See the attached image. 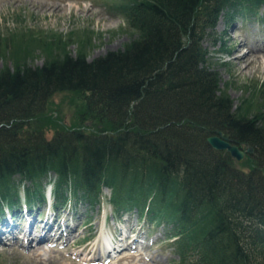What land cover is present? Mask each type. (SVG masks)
<instances>
[{"label": "trees", "instance_id": "16d2710c", "mask_svg": "<svg viewBox=\"0 0 264 264\" xmlns=\"http://www.w3.org/2000/svg\"><path fill=\"white\" fill-rule=\"evenodd\" d=\"M261 7L118 0L132 35L93 58L87 32L0 36V57L13 61L0 67V216L7 204L41 206L49 182L57 207L99 203L107 186L116 216L137 207L162 225L177 264H264V97L236 106L202 44L220 15L258 18ZM33 48L47 52L42 63L28 62ZM64 90L83 94L89 127L47 113ZM219 131L254 152L237 163L207 141Z\"/></svg>", "mask_w": 264, "mask_h": 264}, {"label": "rangeland", "instance_id": "374dc122", "mask_svg": "<svg viewBox=\"0 0 264 264\" xmlns=\"http://www.w3.org/2000/svg\"><path fill=\"white\" fill-rule=\"evenodd\" d=\"M117 2L0 0V36L34 31L43 35L59 33L66 38L72 31L80 34L87 32L91 35V44L86 47L87 58H93L109 49L121 47L132 35L126 20L116 9ZM68 3L71 5L68 6ZM260 12L258 18L238 17L230 23L220 15L216 25L207 30L202 40L211 68L220 77V87H226L236 106L245 96L264 97V66L258 63L244 69L243 62L240 61V65L236 62V57L247 52L250 47L264 46V7L260 8ZM244 39L246 43L241 44L237 51L234 50ZM68 48L71 53H75L77 42H71ZM256 52L253 55H258ZM30 53L27 59L31 64L42 63L47 54L39 48L30 49ZM12 63V59L0 57V67L5 64L12 66ZM83 103L84 96L80 92L57 91L49 98L46 110L66 126L80 123L81 127H89L93 123L91 118H81L80 115ZM51 133L48 130L49 136ZM245 147V144H241L239 148ZM253 152L252 148L236 162L245 161ZM49 177H54V174L51 173ZM45 194V202L40 207H31L30 212L24 210V205L23 209L13 207L12 210L7 207L8 204L4 208L6 214L7 211L10 214L6 216L3 213L0 216V264H177L178 254L171 243L172 239H166L162 225L154 226L146 214L140 216L137 207L123 210L116 216L108 200L110 188L107 186L102 188L100 202L94 205L73 200L67 205L55 206L50 182L45 187ZM55 214H58V220L53 222L52 227L59 225L56 231L53 229L59 234L58 237L52 235L51 239L36 243L32 237H37L42 232L45 220L54 219ZM9 224L14 225L13 233L9 232ZM26 229L30 241L26 239ZM111 242H114L115 249L111 254H106L103 243Z\"/></svg>", "mask_w": 264, "mask_h": 264}, {"label": "bare ground", "instance_id": "6f19581e", "mask_svg": "<svg viewBox=\"0 0 264 264\" xmlns=\"http://www.w3.org/2000/svg\"><path fill=\"white\" fill-rule=\"evenodd\" d=\"M71 5L70 3H68V6ZM70 8V7H69ZM224 33V32H223ZM246 43V40H241V42L239 44H237V46H235L233 49L237 51V49H239V47L241 46V44ZM242 49V48H241ZM256 50V51H254ZM253 52H256L258 55H253ZM234 61V60H233ZM240 61L244 63V66L242 68H247L249 69L250 66H254L257 65L258 63H261L264 66V46H259L258 48L255 47H250L249 50H247V52L242 53L241 55L236 57V62L239 63L240 65ZM241 67V66H240ZM251 69V68H250ZM249 71V70H248ZM252 72V71H251ZM25 206V205H24ZM27 208V206H25ZM22 211V210H21ZM23 212V211H22ZM30 212V211H29ZM19 213V212H18ZM23 214V213H22ZM58 214L54 215V221L48 222L47 224H43L41 227V231L40 233H42V235L40 236V234H38V236L36 237V243L41 242L42 239H51L52 235L54 237V235H56V237H58L59 234H56V228L58 229L59 225L53 226L52 224L53 222H55L56 220H58ZM16 216V215H15ZM37 220V219H36ZM42 221V220H40ZM38 222V221H37ZM65 222V221H64ZM57 223V222H56ZM69 225V224H68ZM8 226V225H7ZM61 226V225H60ZM66 225H64L65 227ZM3 227V226H2ZM23 227V226H22ZM55 228V229H54ZM29 230V225L28 228ZM27 229L25 230V234H26V239L29 240V232H27ZM53 229L55 231H53ZM2 230V229H1ZM6 231V230H5ZM61 231V230H59ZM3 232V231H2ZM9 232L13 233V227L12 229L9 230ZM10 233V234H11ZM120 233V232H119ZM13 235V234H12ZM15 235V234H14ZM1 236V235H0ZM140 236V235H139ZM10 237V236H9ZM14 238V237H13ZM79 238V237H78ZM116 239V238H115ZM1 240V237H0ZM57 240V239H55ZM73 240V239H72ZM122 240V239H121ZM47 241V240H46ZM75 243V242H74ZM104 244V243H103ZM110 244V243H109ZM123 244V243H122ZM129 244V243H128ZM29 245V243H28ZM127 245V244H126ZM36 246V245H34ZM131 246V245H130ZM39 247V246H38ZM42 247V246H41ZM92 248V247H91ZM90 248V249H91ZM120 249V248H119ZM39 251V250H38ZM90 252V251H89ZM131 256V255H130ZM157 263V262H156Z\"/></svg>", "mask_w": 264, "mask_h": 264}, {"label": "water", "instance_id": "95a60500", "mask_svg": "<svg viewBox=\"0 0 264 264\" xmlns=\"http://www.w3.org/2000/svg\"><path fill=\"white\" fill-rule=\"evenodd\" d=\"M207 141L216 149L227 150L231 157L236 160H240L245 152H250L252 150L251 146L246 144L244 149H240L235 143L230 142L225 137H223V132L219 131L218 134H211L207 136Z\"/></svg>", "mask_w": 264, "mask_h": 264}]
</instances>
